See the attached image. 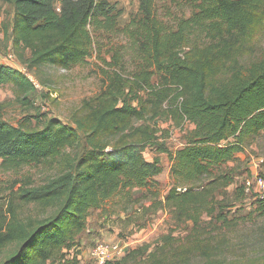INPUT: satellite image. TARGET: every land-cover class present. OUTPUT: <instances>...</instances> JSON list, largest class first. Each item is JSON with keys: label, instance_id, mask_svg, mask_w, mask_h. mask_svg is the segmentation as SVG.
<instances>
[{"label": "trees", "instance_id": "16d2710c", "mask_svg": "<svg viewBox=\"0 0 264 264\" xmlns=\"http://www.w3.org/2000/svg\"><path fill=\"white\" fill-rule=\"evenodd\" d=\"M2 1L14 8L12 39L29 52L30 70L86 63L94 46L90 26L113 25L107 0H63L60 10L57 0ZM188 2L191 16L165 30L152 10L153 0H142L144 16L136 26L142 43L136 51L143 63L131 92L116 71L99 95L84 104L86 114L75 116L73 123L50 118L41 128H28L0 118V160L6 169L58 158L63 165L59 175L44 185L21 188L5 210L0 208V254L14 246L0 264H80L71 252L91 213L116 198L129 205L136 200L135 189L152 191L148 187L163 172L158 156L146 159L147 146L168 154L173 183L164 199L154 195V203L143 207L141 219L163 209L177 224L192 222L194 228L204 215L225 220L228 188L240 175L229 163L264 134V45L252 41L264 23V0ZM196 33L205 41L188 47ZM154 76L158 81L153 82ZM8 83L25 98L39 88L23 69L0 62V86ZM136 90L144 91L146 99ZM166 102V112L177 123L195 126L185 144L175 149L158 142L155 128L146 123L164 116L160 111ZM139 121L143 124L137 125ZM78 145L83 150L67 156ZM238 189L244 193L246 185ZM19 201L53 212L23 219ZM257 203L263 209L264 197L258 196ZM147 249L130 247L122 259L106 264H124ZM149 257L162 264L157 251Z\"/></svg>", "mask_w": 264, "mask_h": 264}, {"label": "rangeland", "instance_id": "374dc122", "mask_svg": "<svg viewBox=\"0 0 264 264\" xmlns=\"http://www.w3.org/2000/svg\"><path fill=\"white\" fill-rule=\"evenodd\" d=\"M107 2L113 25L110 29L90 26L94 46L86 63L72 69L43 65L30 70L26 64L29 52L16 46L12 39L9 25L14 8L0 0V62L26 69L39 83V88L28 98L20 94L12 83L0 86L1 119L28 128H41L50 118L73 123L75 116L83 117L86 114L84 104L99 95L109 83V75L116 71H120L129 86L126 92L130 91L143 63L141 54L136 51V46L142 43L139 26L136 27L144 16L142 0ZM56 3L59 8L63 0ZM152 10L165 30L175 29L193 11L188 0H153ZM101 23L105 24V21ZM203 41L205 39L196 33L189 37L187 46ZM252 41L264 45V23L256 28ZM155 81H158L157 76L153 78ZM136 93L143 99L147 97L144 91L136 90ZM167 108L166 102L160 111L164 116L159 114L146 123L155 128L158 142L166 143L173 149L182 147L186 142L185 136L195 126L190 122L177 123L171 112H166ZM136 124L142 125L143 122ZM82 150L83 146L78 145L69 148L66 153L67 156H75ZM144 155L149 161L158 156L163 167V172L155 178L151 188L148 187L152 191L135 189L136 200L129 205L116 198L103 210L91 213L80 243L71 252L78 255L80 264H97L91 255L97 242L122 241L130 243L132 249L144 250L148 247L144 254L138 258L132 257L124 264H154L149 257L153 251L159 253L162 264H264V208H259L255 191L251 189L242 193L238 189L248 179L264 177V134L239 153L236 161L229 163V166L236 167L240 175L228 188L229 197L225 205L229 204V207L222 212L225 220L204 215L196 228L192 222L177 224L171 213L163 209L141 219L143 207L152 205L155 196L164 199L173 183L170 175L172 163L167 153H157L154 146H147ZM2 163L0 160L1 211L21 188L44 185L63 169L61 158L10 170ZM223 197L218 196V199ZM19 204L23 219L47 217L53 212L36 204H23L21 201ZM167 236L169 242L165 240ZM13 249V245L5 249L0 254V261L5 260Z\"/></svg>", "mask_w": 264, "mask_h": 264}, {"label": "built area", "instance_id": "2783aa9c", "mask_svg": "<svg viewBox=\"0 0 264 264\" xmlns=\"http://www.w3.org/2000/svg\"><path fill=\"white\" fill-rule=\"evenodd\" d=\"M60 10V8H58ZM26 72V69L23 70ZM34 84L39 87V83L34 77L28 74ZM255 179V178H254ZM246 190L255 191L260 197H264V177L259 176L255 180L248 179L245 183ZM130 243L127 242H97L91 251V255L97 264H106L111 260L122 259L129 248Z\"/></svg>", "mask_w": 264, "mask_h": 264}]
</instances>
